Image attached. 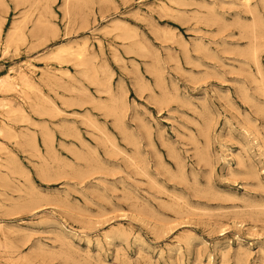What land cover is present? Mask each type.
Masks as SVG:
<instances>
[{
  "label": "rangeland",
  "instance_id": "obj_1",
  "mask_svg": "<svg viewBox=\"0 0 264 264\" xmlns=\"http://www.w3.org/2000/svg\"><path fill=\"white\" fill-rule=\"evenodd\" d=\"M101 1L0 2V264H264V0Z\"/></svg>",
  "mask_w": 264,
  "mask_h": 264
},
{
  "label": "bare ground",
  "instance_id": "obj_2",
  "mask_svg": "<svg viewBox=\"0 0 264 264\" xmlns=\"http://www.w3.org/2000/svg\"><path fill=\"white\" fill-rule=\"evenodd\" d=\"M46 1H48V0H13V3L15 4V5H17V6H19V4H24V3H30V5L32 6V5H34V4H42V2H46ZM66 3L67 2H69L70 0H64ZM75 1V0H74ZM77 1V0H76ZM103 1V0H102ZM101 1V2H102ZM220 1V0H219ZM249 1L250 0H242V3L244 2V4L246 5H250V4H248L249 3ZM258 1V0H257ZM0 2H2V0H0ZM241 2V1H240ZM102 3H104V2H102ZM12 4V3H11ZM78 4V3H77ZM100 4V3H99ZM183 4V3H182ZM221 4V3H220ZM0 5H2V4H0ZM28 5V4H27ZM106 5V4H105ZM110 5H112V4H110ZM79 6V5H78ZM89 6V5H88ZM188 6V5H187ZM206 6V5H205ZM210 6H211V4H210ZM217 6V5H216ZM230 6V5H229ZM76 7V6H75ZM204 7V6H203ZM207 8V7H206ZM203 9V8H202ZM209 10H210V8H209ZM236 10V9H235ZM208 11V10H207ZM245 11H247V10H245ZM47 12V11H46ZM154 12V11H153ZM22 13V12H21ZM34 13V12H33ZM207 13H209V11L207 12ZM214 13V12H213ZM37 14H39V12L37 13ZM54 14V13H53ZM21 15V14H20ZM212 15V14H211ZM219 15V14H218ZM50 16V15H49ZM200 16V15H199ZM215 16H216V14H215ZM201 17V16H200ZM247 17V16H246ZM251 17V16H250ZM76 18V17H75ZM217 18V17H216ZM241 18V17H240ZM239 18V19H240ZM22 19V18H21ZM50 19V18H49ZM40 19H38V21H39ZM199 20H200V18H199ZM238 20V19H237ZM249 20V19H248ZM256 20V19H255ZM258 20H260V19H258ZM40 21H42V20H40ZM204 21V20H203ZM22 21H20V23H21ZM249 22V21H248ZM255 22H257V21H255ZM82 23H84V22H82ZM111 23V22H110ZM116 23H118V22H116ZM204 23V22H203ZM210 23V22H209ZM119 24V23H118ZM117 24V25H118ZM257 24H260V23H257ZM24 25V24H23ZM45 25V24H44ZM108 25V24H107ZM116 25V24H115ZM53 27V26H52ZM117 27V26H116ZM14 28V27H13ZM211 28V27H210ZM245 28V27H244ZM33 29V28H32ZM36 30H34L33 32H32V35L31 36H35L37 33H38V29H37V27L35 28ZM39 29H40V26H39ZM119 29V28H118ZM246 29V28H245ZM257 29V28H256ZM57 30V29H56ZM56 30H55V32H56ZM111 30V29H110ZM112 30H115V28L114 29H112ZM247 30V29H246ZM258 30V29H257ZM256 30V31H257ZM51 31H53V30H51ZM102 31V30H101ZM106 31V30H105ZM117 32H118V30H116ZM214 31V30H213ZM261 31V30H260ZM29 32V31H28ZM131 32V31H130ZM263 32V31H262ZM1 33V32H0ZM52 33H54V32H52ZM105 33H107V32H105ZM212 33V32H211ZM254 33V32H253ZM252 33V34H253ZM264 33V32H263ZM57 34V33H56ZM108 34V33H107ZM112 34V33H111ZM220 34V33H219ZM11 35V34H10ZM212 35H213V33H212ZM238 35V34H237ZM254 35V34H253ZM256 36V35H255ZM263 36V35H262ZM1 37V36H0ZM36 37V36H35ZM117 38V37H116ZM125 38V37H124ZM128 38V37H127ZM136 38V37H135ZM251 38V37H250ZM121 39V38H120ZM34 40V39H33ZM36 41V40H35ZM230 41V40H229ZM240 41V40H239ZM264 41V40H263ZM255 42V41H254ZM99 43V42H98ZM237 44V43H236ZM264 45V44H263ZM262 45V46H263ZM214 46V45H213ZM235 46V45H234ZM257 46V45H256ZM264 47V46H263ZM254 48V47H253ZM256 48V50H257V47H255ZM7 49V45H6V43L4 44V47H3V52L5 51ZM235 49V48H234ZM87 50V49H86ZM250 50V49H249ZM254 50V49H253ZM2 51V50H1ZM80 51V50H79ZM82 51H83V49H82ZM129 51V50H128ZM150 51V50H149ZM113 52H114V50H113ZM70 53H72V52H70ZM76 53V52H75ZM227 53V52H226ZM249 53L250 54H252L250 51H249ZM77 54V53H76ZM81 54H82V52H81ZM81 54H77L76 55V58L79 60V58L82 56ZM228 54V53H227ZM242 54V53H241ZM72 55V54H71ZM75 55V54H74ZM73 55V56H74ZM169 55V54H168ZM231 55V54H230ZM240 55V54H239ZM253 56V55H252ZM249 57H251V56H249ZM2 58V57H1ZM234 58V57H233ZM239 58V57H238ZM49 59V58H48ZM82 59V58H81ZM215 60V59H214ZM83 62V61H82ZM234 62V61H233ZM56 63H57V60H56ZM58 64H60L61 65V63H58ZM154 64V63H153ZM82 65V64H81ZM258 66V65H257ZM85 67H86V65H85ZM155 67V66H154ZM240 68V67H239ZM238 68V69H239ZM153 70V69H152ZM91 71H92V69H91ZM81 72V71H80ZM89 72V71H88ZM93 72V71H92ZM154 71H152V73H153ZM159 73V72H158ZM90 74V73H89ZM153 75H155L154 73H153ZM157 75H155V77H156ZM264 77V76H263ZM157 79H158V77H156ZM89 78H87V80H88ZM155 79V78H154ZM160 79V78H159ZM163 79V78H162ZM156 80V79H155ZM264 80V79H263ZM140 81V80H139ZM92 82V81H91ZM161 83V82H160ZM1 84L5 87V89H7V90H13L14 88H16V87H18V88H21V89H24V90H28V91H32L33 89H34V87H33V82H32V80L29 78V76L26 74V73H24L23 71H12L11 72V75H8V76H6V79L5 80H3L2 82H1ZM155 84V83H154ZM103 86H104V84H103ZM163 86V85H162ZM257 86V85H256ZM14 87V88H13ZM156 87H157V85H156ZM159 87H161V86H159ZM102 88H104L105 89V87H102ZM103 90V89H102ZM148 90V89H147ZM151 90V89H150ZM256 90V89H255ZM258 90V89H257ZM159 91V90H158ZM161 91H163L162 90V88H161ZM246 91V90H245ZM7 92V91H6ZM21 92L23 93V90H21ZM258 92V91H257ZM100 93V92H99ZM171 95V94H170ZM110 96V95H109ZM164 96V95H163ZM259 96V95H258ZM262 96V95H261ZM253 97V96H252ZM111 98V97H110ZM151 98H152V96H151ZM156 98V97H155ZM165 98V97H164ZM171 98V97H170ZM262 98V97H261ZM153 99H154V97H153ZM258 99V98H257ZM23 100V99H22ZM251 100V99H250ZM260 100V99H259ZM253 101H254V99H253ZM257 101V100H256ZM93 103H94V101H93ZM116 100L115 99H112V101H111V109H110V112H112V113H114L115 111H116ZM261 104V103H260ZM6 105H1L0 107L1 108H3V107H5ZM37 106H39V105H37ZM36 106V107H37ZM110 106V105H109ZM54 107V106H53ZM253 108V107H252ZM256 108H257V106H256ZM11 109V108H10ZM16 109H19V108H16ZM260 109V108H259ZM260 111V110H259ZM13 112V111H12ZM16 112H18V111H16ZM5 113V112H4ZM24 113H25V111H24ZM52 113V112H51ZM58 113V112H57ZM12 114V113H11ZM20 114H22V112H20ZM45 115V114H44ZM237 115V114H236ZM26 116V115H25ZM24 116V117H25ZM21 119V118H20ZM29 119V118H28ZM120 119V118H119ZM122 120V119H121ZM11 121V120H10ZM22 121H23V119H22ZM241 121H243V120H241ZM19 122H21V121H19ZM26 122V121H25ZM4 123V122H3ZM121 123V122H120ZM240 125V124H239ZM247 125H249L248 123H247ZM262 125V124H261ZM242 126V125H241ZM251 126V125H250ZM253 126V125H252ZM255 126V125H254ZM205 128V127H204ZM253 128V127H252ZM1 130L2 129H0V133H1ZM207 130V129H206ZM11 131V130H10ZM13 131V130H12ZM47 131V130H46ZM5 134V133H4ZM3 134V135H4ZM74 134V133H73ZM1 136V135H0ZM12 139V138H11ZM10 139V140H11ZM21 139V138H20ZM43 143H44V146L47 148V149H50L51 147H50V135H49V131L48 132H46V133H44L43 134ZM31 144H32V146L33 147H35V142H34V139H32L31 140ZM14 158V157H13ZM1 173V172H0ZM6 181V180H5ZM4 189H7V188H5L4 187ZM180 198V197H179ZM10 199V198H9ZM183 204V203H182ZM4 205V204H3ZM16 206V205H15ZM20 206V205H19ZM174 206H176V205H174ZM3 207V206H2ZM8 207V206H7ZM35 207V206H34ZM9 208V207H8ZM33 208V207H32ZM202 209V208H201ZM9 210V209H8ZM183 212V211H182ZM11 213V212H10ZM180 214V213H179ZM18 226V225H17ZM11 229V228H10ZM16 229V228H15ZM18 229V228H17ZM16 229V230H17ZM20 229V228H19ZM15 231V230H14ZM22 232V231H21ZM12 234H13V232H12ZM65 237V236H64ZM6 238V237H5ZM11 241V240H10ZM11 244V243H10ZM18 244V243H17ZM19 245V244H18ZM16 246V245H15ZM10 250V249H9ZM261 251V250H260ZM263 251V250H262ZM3 253V252H2ZM9 254V253H8ZM2 255V254H1ZM7 255V254H6ZM18 255H19V253H18ZM238 255H240V254H238ZM16 257V256H15ZM15 257H12V258H15ZM34 257V256H33ZM240 257H242V255L240 256ZM10 258V257H9ZM23 258V257H22ZM16 259V258H15ZM18 259V258H17ZM30 259V258H29ZM32 260V259H31ZM242 260V259H241ZM240 260V258L238 259V261H241ZM8 261V260H7ZM16 262V261H15ZM30 263H32V262H30ZM30 263H28V264H30ZM88 263V262H87Z\"/></svg>",
  "mask_w": 264,
  "mask_h": 264
}]
</instances>
